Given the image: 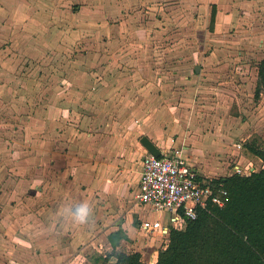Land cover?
<instances>
[{
    "label": "crops",
    "instance_id": "1",
    "mask_svg": "<svg viewBox=\"0 0 264 264\" xmlns=\"http://www.w3.org/2000/svg\"><path fill=\"white\" fill-rule=\"evenodd\" d=\"M61 1L57 0L55 6ZM114 4L120 14L121 6H148L149 20L139 26L132 24V30L126 32L123 27L129 21L125 15L119 18V26H111L110 7ZM28 6L29 0H20L12 12L6 13L9 23L1 33L5 36L2 43L7 47L0 52V94L10 87L15 89L11 84L14 80L5 73L8 59L20 55L28 61L29 57L46 51L41 42L42 38L49 37L40 22L43 14L36 20L35 10ZM100 6L103 18L95 17V20H100L102 26L92 35L98 42L101 37L102 45L107 48L104 55L108 56L112 55L111 42L117 43L121 37L129 42L136 38L139 45L142 40L137 39V34L146 40L166 39L169 24L170 32L189 30L198 22L203 27L208 22L213 24L215 32L225 31L249 15L256 19L264 9V0H102ZM3 12L0 14L4 16ZM85 19L91 23L94 18ZM99 68L110 72L111 65L96 64L87 70ZM129 71V75L113 78L109 74L107 78H87L86 83L71 77L64 89L70 96H62V89L55 85L57 91L52 97L43 92L38 106L32 109L34 114L27 111L24 128L28 125L33 134L37 128V136L25 137L18 148L7 145V153L15 156L8 168L12 175L0 176V203L13 216L9 224L0 225V233L8 237L7 242L0 239V252L6 247L11 252L4 257L0 255V264H91L98 255L112 251L109 235L115 232L122 236L116 243L118 251L126 247L139 252L144 263L156 262L159 250L163 245L165 248L168 239L159 233L147 234L141 223L152 220L165 226L168 218L166 221L163 217L153 218V210L137 201L142 160L149 154L140 140L143 136L149 138L161 152L160 156L185 150L181 147L177 151L180 149L170 134L154 127L158 111L153 106L157 102L155 84L147 79L150 65L136 64ZM29 85V81H22L16 87V90L22 88V95L12 93L6 100L21 119L24 106L19 102L28 100L24 90L29 91ZM143 94L147 97L146 105L140 100ZM93 104L102 110L99 116ZM68 118L77 124H66ZM185 160L201 176L207 177ZM85 202L91 214L86 223L78 224L68 215L67 207L76 211ZM150 259L153 261L147 262Z\"/></svg>",
    "mask_w": 264,
    "mask_h": 264
},
{
    "label": "rangeland",
    "instance_id": "2",
    "mask_svg": "<svg viewBox=\"0 0 264 264\" xmlns=\"http://www.w3.org/2000/svg\"><path fill=\"white\" fill-rule=\"evenodd\" d=\"M19 1L0 0V12L5 11L4 16L0 14V52L7 47L2 43L5 36H1L8 28L6 13L12 12ZM43 2L49 3L41 6ZM101 2L62 0L60 5L55 6L57 0H29L28 7L35 10V19L43 14L40 22L49 37L41 39L46 47L44 54L33 55L28 61L15 55L6 61L8 71L5 70V73L14 80L11 84L15 85V89L10 87L0 94L4 100L0 99V176L12 175L8 168L15 156L7 153V145L18 148L25 137L34 136L35 139L37 136V128L33 130L35 134L31 133L28 125L27 129L24 128L28 121L24 117L28 115L27 111L34 114L32 109L38 106L43 92L52 97L57 91L55 85H59L62 96H70V92L64 89L71 77L85 81L87 78H107V74L112 78L129 75L130 68L136 64L151 67L147 79L155 84L157 102L153 106L158 111L154 127L168 132L180 149L177 151L184 148L182 156L199 171L209 178L218 179L231 175L236 166L243 170L247 166L257 171L263 168L264 164L247 152L244 144L253 141L264 148V87H260V95L255 97V90L260 85L258 67L264 60V9L256 19L249 15L221 32H215L214 25H209V22L204 27L198 22L194 28L173 32H170L169 24L166 39L146 40L142 34H137V39L142 40L140 45L136 43V38V41L131 39L132 42H129L121 37L117 43L109 45L112 55L105 56L107 48L102 45L101 37L98 42L92 35L102 26L100 20H95V17L103 18L99 13ZM121 7L120 14L117 5H111V26H119V18L125 15L129 21L123 27L126 32L132 30V24L139 26L142 21L149 20L148 6ZM91 16L93 21L86 22L85 18ZM3 26H7L5 30H2ZM96 64H101V67L110 64V72L101 68L92 72L87 70ZM22 81H29L30 84L29 91L24 90L28 93V100L22 104L19 102L20 106H24L23 119L18 113H13L16 111L6 102L12 93L22 95L21 87L16 90ZM142 88L144 90L145 87ZM82 89L85 90V87ZM144 94L140 100L146 105L148 102ZM149 96L152 97L153 93ZM93 106L99 116L102 110L97 104ZM66 124L73 126L77 123L68 118ZM4 208L5 204L0 203V225L3 227L4 223L7 225L13 221L11 212ZM160 214L151 212L153 218L163 217L166 221L168 215ZM5 237L0 233V239L7 242L8 237ZM120 251L133 252L126 247ZM7 252L11 254L7 247L3 248L0 255L4 257ZM105 254L98 255L97 259L95 257L91 264H103L102 256ZM151 259L147 262H152Z\"/></svg>",
    "mask_w": 264,
    "mask_h": 264
},
{
    "label": "trees",
    "instance_id": "3",
    "mask_svg": "<svg viewBox=\"0 0 264 264\" xmlns=\"http://www.w3.org/2000/svg\"><path fill=\"white\" fill-rule=\"evenodd\" d=\"M258 78L256 98L264 87V60ZM244 148L264 164V148L253 141ZM213 183H221L227 191L224 206L201 210L182 228L171 229L154 264H264V167L248 176L232 173ZM121 238L120 232L109 235L112 251L102 263L146 264L139 252L116 249Z\"/></svg>",
    "mask_w": 264,
    "mask_h": 264
},
{
    "label": "built area",
    "instance_id": "4",
    "mask_svg": "<svg viewBox=\"0 0 264 264\" xmlns=\"http://www.w3.org/2000/svg\"><path fill=\"white\" fill-rule=\"evenodd\" d=\"M247 167L243 170L236 166L233 173L248 176L256 172L253 167ZM214 180L190 167L180 152L159 157L146 155L136 198L140 205L167 214L168 224L144 220L142 230L167 238L171 229L182 228L185 220L196 219L199 211L211 206L223 207L227 191L221 183H213Z\"/></svg>",
    "mask_w": 264,
    "mask_h": 264
},
{
    "label": "clouds",
    "instance_id": "5",
    "mask_svg": "<svg viewBox=\"0 0 264 264\" xmlns=\"http://www.w3.org/2000/svg\"><path fill=\"white\" fill-rule=\"evenodd\" d=\"M67 213L78 224H84L88 221L91 214L90 206L87 202L79 205L76 211H72L70 207H67Z\"/></svg>",
    "mask_w": 264,
    "mask_h": 264
},
{
    "label": "water",
    "instance_id": "6",
    "mask_svg": "<svg viewBox=\"0 0 264 264\" xmlns=\"http://www.w3.org/2000/svg\"><path fill=\"white\" fill-rule=\"evenodd\" d=\"M195 71H198V67L195 68ZM140 143L142 144V146L145 148V150L155 156V157H159L161 152L159 151V149L155 146V144L147 137L143 136L140 140Z\"/></svg>",
    "mask_w": 264,
    "mask_h": 264
}]
</instances>
